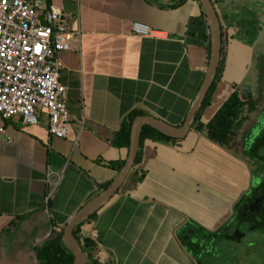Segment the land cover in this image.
<instances>
[{
  "label": "crops",
  "instance_id": "0c3cea01",
  "mask_svg": "<svg viewBox=\"0 0 264 264\" xmlns=\"http://www.w3.org/2000/svg\"><path fill=\"white\" fill-rule=\"evenodd\" d=\"M177 1L45 0L79 31L77 41L70 39L71 49L58 54L67 132L64 138L50 136L44 115L35 125L0 118V228L15 217L44 211L60 232L118 172L107 164L125 159L128 147H112L109 140L130 112L182 124L204 78L209 48L191 24L193 18L205 19L199 1L174 6ZM212 1L223 28L225 59L200 114L203 124L234 89L251 95L236 86L252 64L264 78V64L254 62L252 46L235 38L234 15L246 0ZM135 21L166 36H135ZM251 169L242 151L225 149L192 128L175 142L146 139L139 162L115 195L79 226L78 237L95 243L99 264H219L214 250L191 251L179 233L188 229L184 235L195 247L200 231L214 232L224 224L234 231L233 207L253 187ZM220 264H231V258Z\"/></svg>",
  "mask_w": 264,
  "mask_h": 264
},
{
  "label": "built area",
  "instance_id": "2783aa9c",
  "mask_svg": "<svg viewBox=\"0 0 264 264\" xmlns=\"http://www.w3.org/2000/svg\"><path fill=\"white\" fill-rule=\"evenodd\" d=\"M131 33L139 37L166 36L164 31L139 21L132 23ZM78 38L79 31L72 30L70 17L45 0H0L2 120L19 119L22 124L35 125L44 115L50 136H66L69 113L66 87L59 80L58 54L71 49L70 39Z\"/></svg>",
  "mask_w": 264,
  "mask_h": 264
},
{
  "label": "trees",
  "instance_id": "16d2710c",
  "mask_svg": "<svg viewBox=\"0 0 264 264\" xmlns=\"http://www.w3.org/2000/svg\"><path fill=\"white\" fill-rule=\"evenodd\" d=\"M184 0H178L174 6L183 2ZM198 1V0H197ZM191 24L196 25L198 30L194 31L197 33L202 39L207 42V47L209 48V34L207 33V25L204 17L202 19L193 18L191 19ZM201 28V30H200ZM222 44H221V55H220V63L217 69V73L215 79L207 92V95L199 109L196 113L193 124L191 126L192 129L195 131L205 135V137L210 140L211 142L232 151H235L236 147V138L238 133L242 132V143H241V151L243 155L249 161L250 159L255 161L258 165L256 173L262 171L264 175V127L261 130L260 134L256 137L250 138L249 131L246 130L245 124L250 122L251 114L258 113L261 111V116L264 119V102L262 106L258 105V102L252 98L251 95H242L240 96L237 89H234L230 95L226 98L223 104L217 109L214 113L212 118L206 123L203 124L200 122V114L202 110L207 106L209 103L211 94L213 93L217 79L221 73L222 65L225 59V45L223 41V28H222ZM142 115V113L138 110H134L127 114L124 117L119 125L118 130L113 134L110 138L109 143L112 147L119 148V147H128L129 143V132L131 128V124L133 119L136 116ZM254 125H252L253 127ZM264 126V123H263ZM146 139H150L153 141H160V142H175L179 139H174L163 135L162 133L158 132L157 130L153 129L150 126H143L140 132V144L137 157L135 159L134 164L138 163L141 157V145L142 142ZM124 163V159H119L115 161L108 162V166L115 171H119ZM143 175L141 174L138 179L141 180ZM263 181H260L258 185L252 187L251 191L247 194H243L237 202L234 204V216L238 220L237 225H235L234 231L228 232L229 225L224 224L219 227L214 232H202L201 239H199L195 245L192 247V241L188 239V235H184L187 230H183L179 233V238L181 242L187 246L191 251H210L207 249L206 242L208 240H217L220 241L222 239L229 240V241H236L235 238V230L238 227L239 221L243 219V212L244 208L252 202L254 197L256 198L259 194L258 192L264 186V176ZM107 182L103 185L105 188L108 184ZM95 215L92 214L89 218H92ZM259 219H262L261 215ZM15 219L19 221H23L25 216H18ZM13 221H11L12 223ZM9 223V224H11ZM262 223H264V218ZM51 224H54V221L51 219ZM81 225V224H80ZM77 225L73 229V234L80 243L82 250L88 252V264H99L97 257L93 256V252L95 251V243L90 239H83L80 240L78 237L79 226ZM261 231V230H260ZM62 230L52 237L46 239L41 245L34 247V251L36 257L39 261V264H70L73 260L72 253L64 246L61 240Z\"/></svg>",
  "mask_w": 264,
  "mask_h": 264
},
{
  "label": "rangeland",
  "instance_id": "374dc122",
  "mask_svg": "<svg viewBox=\"0 0 264 264\" xmlns=\"http://www.w3.org/2000/svg\"><path fill=\"white\" fill-rule=\"evenodd\" d=\"M237 7L238 12L234 15V24L237 27L235 38L241 37L245 45L252 46L256 60L254 62L264 64V2L262 0H246L244 5L241 3V6ZM257 69L252 64L241 85L236 87L248 89L252 97L258 100V105L261 106L264 101V78L259 79L258 65ZM255 114L250 115V122L254 119ZM260 118L261 122L249 130L250 138L259 135L263 129V116ZM250 122L245 124V128ZM236 143L235 151L241 153V131L237 135ZM249 163L252 168L250 170L251 180L255 186L259 184L264 175H262V171L256 173L258 165L255 161L250 159ZM260 190L264 197V188ZM243 216L246 229L249 224L253 223L255 217H252L249 211H244ZM12 221L11 224L7 223L0 228V264H39L34 247L41 245L46 239L58 233L48 223V214L43 211L20 222L16 219ZM206 245L207 249L215 251L219 264L226 256L231 258V264H264V231L248 230L245 236L239 240L224 241V243L208 240Z\"/></svg>",
  "mask_w": 264,
  "mask_h": 264
},
{
  "label": "water",
  "instance_id": "95a60500",
  "mask_svg": "<svg viewBox=\"0 0 264 264\" xmlns=\"http://www.w3.org/2000/svg\"><path fill=\"white\" fill-rule=\"evenodd\" d=\"M204 13L209 33V57L207 69L202 80V83L190 103L186 116L180 126H172L160 119L148 115L136 116L131 124L129 132V143L127 155L120 170L116 173L110 183L103 188L97 195L87 201L76 213L71 215L62 229L61 240L64 246L72 253L73 260L70 264H86L88 260V252L83 251L80 243L73 234V229L87 221L89 217L103 207L117 192L126 176L129 174L134 165L138 154L140 144V132L143 126L147 125L157 130L158 132L174 139H181L187 135L193 124L194 118L200 109L208 90L210 89L220 63L221 44H222V24L217 14L216 8L212 0H198ZM244 211L251 212L253 223L248 227H244V216L239 221L238 227L235 230V238L237 240L243 238L248 230L264 231V197L259 196L256 200L250 202ZM244 213V212H243ZM261 215V221H258Z\"/></svg>",
  "mask_w": 264,
  "mask_h": 264
},
{
  "label": "flooded vegetation",
  "instance_id": "af4514ba",
  "mask_svg": "<svg viewBox=\"0 0 264 264\" xmlns=\"http://www.w3.org/2000/svg\"><path fill=\"white\" fill-rule=\"evenodd\" d=\"M260 117H261V111H259L258 113L255 114L254 119L249 123V125L246 128V130L249 131L251 129L252 125H256V124L260 123L261 122V118ZM261 181H263V179ZM262 188H264V186ZM258 193L259 194L257 195L256 198H258L259 196H262L261 190ZM256 198L254 197V199H252V201L256 200Z\"/></svg>",
  "mask_w": 264,
  "mask_h": 264
}]
</instances>
